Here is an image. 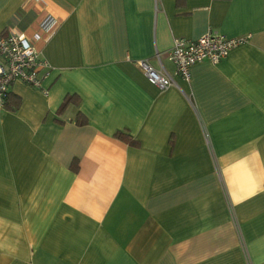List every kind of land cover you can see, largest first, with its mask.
Listing matches in <instances>:
<instances>
[{"label":"crops","instance_id":"crops-1","mask_svg":"<svg viewBox=\"0 0 264 264\" xmlns=\"http://www.w3.org/2000/svg\"><path fill=\"white\" fill-rule=\"evenodd\" d=\"M44 15L46 93L0 103V264H264V0H0V35ZM209 29L250 38L186 81L168 51Z\"/></svg>","mask_w":264,"mask_h":264},{"label":"built area","instance_id":"built-area-1","mask_svg":"<svg viewBox=\"0 0 264 264\" xmlns=\"http://www.w3.org/2000/svg\"><path fill=\"white\" fill-rule=\"evenodd\" d=\"M59 24L58 19L44 15L28 29L9 26L6 32L0 35V103L14 81H20L46 93L42 80L52 67L41 55L38 42L48 39ZM249 38V34L228 37L209 29L196 39L174 38L168 56L174 65L175 73L187 81L189 68L193 64L202 61L217 63L224 59L231 49ZM135 63L159 89L174 84L168 74L156 71L147 60L142 59Z\"/></svg>","mask_w":264,"mask_h":264},{"label":"trees","instance_id":"trees-1","mask_svg":"<svg viewBox=\"0 0 264 264\" xmlns=\"http://www.w3.org/2000/svg\"><path fill=\"white\" fill-rule=\"evenodd\" d=\"M10 98H11V96H10V94L8 92L7 95L5 96L3 102L1 104L4 107L14 108L18 103L16 101L15 102L10 101ZM69 100H70V97H66L65 100H64V102H63V104H62V107H64L66 104H68ZM116 135L118 137H120L121 139L129 142V143H132L133 142V140H131V138H130V136L128 134H124L122 132H119V133H116Z\"/></svg>","mask_w":264,"mask_h":264}]
</instances>
